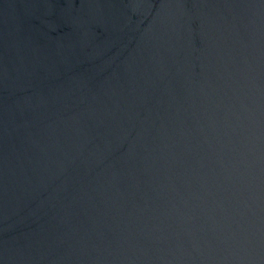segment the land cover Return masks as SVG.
Segmentation results:
<instances>
[{
    "label": "water",
    "instance_id": "1",
    "mask_svg": "<svg viewBox=\"0 0 264 264\" xmlns=\"http://www.w3.org/2000/svg\"><path fill=\"white\" fill-rule=\"evenodd\" d=\"M0 264H264V0H0Z\"/></svg>",
    "mask_w": 264,
    "mask_h": 264
}]
</instances>
